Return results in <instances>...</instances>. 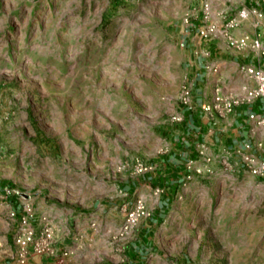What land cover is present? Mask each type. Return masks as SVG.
<instances>
[{
	"label": "rangeland",
	"instance_id": "1",
	"mask_svg": "<svg viewBox=\"0 0 264 264\" xmlns=\"http://www.w3.org/2000/svg\"><path fill=\"white\" fill-rule=\"evenodd\" d=\"M205 3L214 29L234 37L239 25L227 26L240 8L222 0H0V258L7 208L23 194L33 209L57 215L54 233L70 213L90 216L95 264H126L160 196H139L137 170L168 154L183 122L170 120L189 82L174 30L202 20ZM227 79L232 92L222 97L252 87L234 70ZM184 167L190 189L170 200L154 248L129 264H264V179L203 142ZM197 167L210 174L194 175ZM129 184L131 196L122 190ZM136 202L144 217L122 232Z\"/></svg>",
	"mask_w": 264,
	"mask_h": 264
},
{
	"label": "crops",
	"instance_id": "2",
	"mask_svg": "<svg viewBox=\"0 0 264 264\" xmlns=\"http://www.w3.org/2000/svg\"><path fill=\"white\" fill-rule=\"evenodd\" d=\"M259 1L236 0L235 4L244 10L257 7L262 12L261 23L264 25V4L257 6L256 3ZM227 2L228 0H222L223 5ZM254 21V17L248 15L238 28L231 31L232 35L239 37L246 34L249 37H257L264 45V27H254ZM201 23L202 20L199 17H193L174 30L177 44L183 55L180 61L184 70L183 77L192 83L191 95L194 110L182 109L179 111L183 117V122L169 135L168 154L155 160L153 167L141 174L136 180L137 186L142 188L143 195L139 196H142L143 200L145 197H149L151 193L153 194L155 190H158L160 196L150 217L140 223L137 239L126 250L124 254L126 264H129L131 258L136 259L132 260L134 263L142 261L138 257L139 254L150 252L154 248L155 227L161 225L162 215L166 213L170 200L180 190L187 191L190 189L191 182H187L188 184L185 185V180H188L191 174L185 169L184 164L195 156L196 144L203 142L221 152H232L233 149L241 147L242 144L252 141L249 134L252 123L247 120V116L250 113L264 112V104L261 100L237 108L224 117L217 116L213 112L206 114L200 110L201 104L211 103L214 90H217L221 95L231 94L232 90L227 83V77L231 70H234L240 85L250 86L252 82L240 72V67L242 65L257 67L259 65L258 58L249 50L239 53L232 52L236 54L232 56V48L221 36H217L215 39H201L198 34ZM229 160L235 164L238 161L235 156H229ZM131 189L132 184H129L122 190L131 196L136 188L132 191ZM34 210L36 215L46 214L53 221L56 219L57 215L54 213ZM85 215L80 212L70 213L71 219L65 217L60 226L54 228L57 244L61 248L70 250L68 256L55 259L28 256L24 264H95L97 256L95 248H91V237L95 230L88 232V224L91 222V218ZM76 234H80L79 239L76 238ZM72 237L76 238L75 242H72ZM5 244L6 254L0 258V263L17 264L13 258L10 233ZM177 264L183 263L180 260Z\"/></svg>",
	"mask_w": 264,
	"mask_h": 264
},
{
	"label": "built area",
	"instance_id": "3",
	"mask_svg": "<svg viewBox=\"0 0 264 264\" xmlns=\"http://www.w3.org/2000/svg\"><path fill=\"white\" fill-rule=\"evenodd\" d=\"M212 1V0H207ZM236 0H228L235 4ZM259 4H264V0H260ZM248 15L254 17V27L263 28L261 23L262 12L257 7L248 10L240 9L237 19L229 21L228 28L237 27ZM210 13L207 3L203 5L202 21L209 23ZM199 36L206 40L209 38L221 36L234 51L242 52L249 50L258 58V66L242 65L240 72L252 82V87H241V95L237 98L222 97L217 90H214L211 103L201 104L200 110L203 113H215L220 116V112L229 113L234 105L252 104L256 99H261L264 103V45L261 44L257 37H249L243 34L239 37H232L225 31H217L212 24L206 25V28L200 27ZM192 83L184 81L180 87L178 102L186 111L194 110L192 102ZM182 118L180 113H176L171 117V121L178 122ZM247 120L252 123L249 130L251 136L250 143H244L239 148H235L232 152H223L225 156L237 157L239 163L246 169L248 174L256 179H264V112L259 114L250 113ZM198 155L202 153L197 152ZM207 160V159H206ZM191 161H189L190 163ZM150 168L141 166L137 172L143 174ZM194 175L205 176L210 174V170H203L199 167L193 169ZM155 192L159 193L158 190ZM23 194H19L16 207L7 208V218L11 223L10 238L13 247V258L17 264H24L28 256L45 257L55 259L58 257H66L70 254V250L61 248L57 244V239L53 232L50 218L46 214L36 215L28 198H24ZM144 217L143 205L136 202L134 207L128 210L123 218L121 231L127 232L133 228L139 219ZM89 227L93 228L94 223L91 222ZM75 242L76 238H71Z\"/></svg>",
	"mask_w": 264,
	"mask_h": 264
},
{
	"label": "trees",
	"instance_id": "4",
	"mask_svg": "<svg viewBox=\"0 0 264 264\" xmlns=\"http://www.w3.org/2000/svg\"><path fill=\"white\" fill-rule=\"evenodd\" d=\"M183 116H184V114H183Z\"/></svg>",
	"mask_w": 264,
	"mask_h": 264
}]
</instances>
